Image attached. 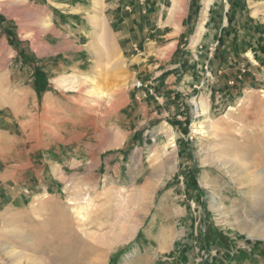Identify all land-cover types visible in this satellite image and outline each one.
<instances>
[{
	"label": "rangeland",
	"instance_id": "rangeland-1",
	"mask_svg": "<svg viewBox=\"0 0 264 264\" xmlns=\"http://www.w3.org/2000/svg\"><path fill=\"white\" fill-rule=\"evenodd\" d=\"M194 1L187 2L184 30L200 12ZM193 31L191 25L181 34L184 44L175 52L172 46L163 49L157 58L163 68L179 57L191 59L194 53L184 58L180 47L183 52L192 48ZM240 49L228 55L237 58L235 64L242 61ZM113 51L107 70L53 78L50 93L37 92L35 105L22 93L15 101L19 107L12 111L22 126L17 134L26 140L18 146L25 145L35 168L44 170L41 182L30 169L25 174L33 186L27 199L10 205L6 198L0 206V264H209L229 252L236 254L224 264H264L262 252L250 246L264 242V236L252 234L264 228V77L243 75V90L228 94L226 107L214 103L211 118L201 119L190 109L186 125L177 124L176 110L168 124L157 115L142 124L132 103V140L117 147L123 139L118 114L128 111L123 107L136 69L133 65L130 74L116 45ZM4 80L0 77V83ZM101 93L108 98H99ZM23 100L30 102L27 109ZM202 122L205 132L199 129ZM158 134V140H149ZM236 160L252 171L245 172L249 180L241 169L240 176H232ZM49 164L55 165L51 173ZM132 217L137 222L129 225ZM10 248L19 255L8 256Z\"/></svg>",
	"mask_w": 264,
	"mask_h": 264
},
{
	"label": "crops",
	"instance_id": "crops-1",
	"mask_svg": "<svg viewBox=\"0 0 264 264\" xmlns=\"http://www.w3.org/2000/svg\"><path fill=\"white\" fill-rule=\"evenodd\" d=\"M174 2H181L185 8L178 28L166 24ZM187 2L0 0V77L5 78L0 83V206L5 205L6 198L10 205H13L11 200L16 198L27 199L33 186L29 175L25 174L30 169L41 182L44 170L42 165L35 168L36 161L31 160L25 145L18 146L26 144L21 133L17 134L22 126L16 111H12L19 107L15 101L20 98V93L26 97L28 95L35 105L37 92L50 93L53 78L87 72L88 69V74H99L101 67L106 70L108 67L105 65L112 62L110 53L114 52L115 45L117 54L131 68L130 74L133 65L136 69L130 77L132 88L129 90L128 106L123 107L128 111L118 114L119 130L125 139H122L119 147L132 140V123L135 122L136 112L141 116L142 124H151L155 115L161 116V122L168 124L170 115H174L176 110L177 124L186 125L190 109L201 119L211 118L214 103L218 105L216 108L226 107L228 94L235 95L240 91V80L245 78L243 75L252 73L257 75V79L264 77V67H259L260 63H264V41L261 42L264 36L261 20L264 17V0H195L194 4L199 5L200 12L193 16V23L185 27L187 31L191 25L194 26L188 43L192 48L183 52L180 47L184 58H188L191 51L194 54L188 61L179 57L174 64L163 68L164 62L157 61V58H162L163 49L172 46L173 53L179 45L184 44L181 34L185 31L183 22L190 7ZM30 8L35 9L34 15L24 14ZM47 24L49 27L42 32ZM232 28L239 31H231ZM164 39L165 46L161 45ZM91 44L95 45V50ZM236 47L241 48L239 58L242 61L238 64L234 63L237 60L235 56L228 58ZM177 54L179 51L174 54L175 58ZM250 56L253 62L249 60ZM139 80L143 85L136 87ZM51 97L49 94L48 98ZM29 103L23 100L25 109ZM132 103L137 106L134 114ZM203 107L207 110L205 114ZM30 118L24 117L25 121ZM135 129H140V126ZM167 133L170 134V131ZM146 138L140 140L139 144L145 142ZM159 138L158 134L149 140ZM12 158L14 160L9 162ZM49 165L50 168L55 166ZM176 237L173 236L172 240ZM250 246L264 255V242L255 240ZM235 254L229 252L224 259L217 256L208 263L224 264Z\"/></svg>",
	"mask_w": 264,
	"mask_h": 264
},
{
	"label": "bare ground",
	"instance_id": "bare-ground-1",
	"mask_svg": "<svg viewBox=\"0 0 264 264\" xmlns=\"http://www.w3.org/2000/svg\"><path fill=\"white\" fill-rule=\"evenodd\" d=\"M13 1V0H12ZM15 1V0H14ZM17 1H19V0H17ZM23 2V1H22ZM26 2V1H25ZM185 8L183 7V4H181L180 2H174L173 4H172V6L170 7V11H169V15L167 16V23L166 24H168V25H172V26H174V27H176V28H178V26H180V21H181V18L183 17V13H184V10ZM18 10V9H17ZM35 10V9H34ZM34 10H32L31 8H30V10L29 11H27V12H25L24 14H26V15H30L31 13H33V15H34ZM24 11H25V9H24ZM23 11V12H24ZM37 11H38V9H37ZM264 12V11H263ZM18 13V12H17ZM24 16V15H23ZM20 17V16H19ZM262 19V18H261ZM263 19H264V17H263ZM25 20V19H24ZM39 20V19H38ZM101 21V20H100ZM103 21V20H102ZM28 22H30V21H28ZM33 22H34V20H33ZM32 23V22H31ZM39 23V22H38ZM46 23V22H45ZM28 24V23H27ZM37 24V23H36ZM42 25V24H41ZM167 25V26H168ZM37 26V25H36ZM43 27H45V28H43V30H42V32L43 31H45V29H47L48 27H49V25L47 24V25H45V26H43ZM41 28V27H40ZM38 29V28H37ZM33 30V29H32ZM30 31V30H29ZM34 31V30H33ZM35 31H36V29H35ZM28 32V31H27ZM30 33V32H29ZM29 33H27L28 35H29ZM31 34V33H30ZM32 35V34H31ZM46 36V35H45ZM38 37V36H37ZM42 37V36H41ZM30 38V37H29ZM35 43H38V42H36V41H34ZM38 45H39V43H38ZM37 46V45H36ZM71 46H73V45H71ZM93 48H94V50H95V45H91ZM67 47H69L68 45H67ZM87 47V46H86ZM85 47V48H86ZM91 47V48H92ZM98 47V46H97ZM100 47V46H99ZM41 48V47H40ZM80 48H82V47H80ZM89 48V47H88ZM101 48V47H100ZM64 49H65V47H64ZM41 50V49H40ZM85 50V49H84ZM88 50V49H87ZM103 50V49H102ZM43 51V50H42ZM48 51V50H47ZM73 51V50H72ZM104 51V50H103ZM102 51V52H103ZM41 52V51H40ZM89 52V51H88ZM43 53V52H42ZM47 53V52H46ZM91 53V52H90ZM38 54H39V52H38ZM100 55H101V53H100ZM106 66V65H105ZM105 66H104V68H105ZM107 68V67H106ZM101 70V69H100ZM105 70V69H104ZM103 70V71H104ZM107 70V69H106ZM98 71H99V69H98ZM105 72V71H104ZM107 73V72H106ZM106 73H104V74H106ZM106 76V75H105ZM72 79V78H71ZM70 79V80H71ZM76 79L75 78H73L71 81V83H75L76 81H75ZM63 82V83H61V84H64V85H69V84H66V80L65 79H61V80H58V82ZM69 81V80H68ZM72 86V85H71ZM70 86V87H71ZM73 87H74V85H73ZM72 87V88H73ZM107 95L108 94H106V93H101L100 95H98L99 96V98H101V99H104V98H106L107 97ZM108 98V97H107ZM100 99V100H101ZM197 101V100H196ZM199 104V103H198ZM4 108V107H3ZM118 108V106L116 107L115 106V109H117ZM200 108V107H199ZM207 110H206V108L205 107H203V113L204 112H206ZM98 112H99V110H98ZM205 114V113H204ZM53 116V115H52ZM51 118V117H50ZM51 119H53V118H51ZM203 124V122L199 125V129H203L204 127H206V126H203L202 125ZM209 125H210V123H209ZM208 127V126H207ZM210 128V127H209ZM207 129V128H206ZM49 131L52 133V131L49 129ZM204 132H205V128H204V130H203ZM122 136V135H121ZM130 137V136H129ZM121 138H123V136L121 137ZM119 139V138H118ZM124 139V138H123ZM125 140V139H124ZM127 140V139H126ZM123 141V140H122ZM119 142H121V141H119ZM121 145V143H119V145H117V147H119ZM235 159V158H234ZM239 159V158H238ZM243 162V164H245V162L244 161H242ZM234 164H235V167L238 169V170H236V173H232V176L233 177H235L236 176V174H238L239 176L241 175V174H239V171H240V169L241 170H243L244 171V173L245 172H247V171H250V169L248 170L245 166H243V164L241 163V162H239V160H236V161H234ZM250 172H252V171H250ZM250 172H248V173H250ZM248 173H245L246 175L244 176L243 175V177L245 178V179H247V178H249V176H251V175H249ZM257 174V176L258 177H260V175H261V172H257L256 173ZM249 175V176H248ZM238 176V177H239ZM254 176V175H253ZM242 177V176H241ZM247 177V178H246ZM252 177V176H251ZM257 178V177H256ZM240 179V178H239ZM241 180V179H240ZM247 180H249V179H247ZM246 182H248V181H246ZM148 184H150V183H148ZM244 184V183H243ZM249 184V183H248ZM147 188H146V191H152L151 190V188L149 187V186H146ZM153 187H154V184H152V189H153ZM246 187V186H245ZM249 190V189H248ZM250 192V191H249ZM248 193V192H247ZM144 201H145V203L147 204V199H144ZM133 217L135 218V214H133ZM132 217V219L128 222L129 223V225H131L133 222H137L134 218ZM87 220V219H86ZM89 220V219H88ZM117 226H119L121 229H123L122 228V222L120 223L119 222V224H117ZM257 230L258 231H253L252 232V234L253 235H255V236H264V228H262L261 226H259L258 228H257ZM261 233H260V232ZM19 232V231H18ZM19 234H21V233H19ZM262 234V235H261ZM17 235V234H16ZM113 239H116L117 237H118V235L117 234H115V233H113V235L111 236ZM260 238V237H259ZM9 247V246H8ZM8 249V248H7ZM6 254H8V256L10 255V257H15V256H17V255H19V253H16L15 252V250L14 249H12V248H10L9 250H6V252H5ZM15 253V254H14ZM2 255V254H1ZM4 255V254H3ZM9 258V257H8ZM11 258V259H12ZM7 261V260H6ZM5 262V261H4ZM16 262V261H15ZM17 264V263H16Z\"/></svg>",
	"mask_w": 264,
	"mask_h": 264
},
{
	"label": "built area",
	"instance_id": "built-area-1",
	"mask_svg": "<svg viewBox=\"0 0 264 264\" xmlns=\"http://www.w3.org/2000/svg\"><path fill=\"white\" fill-rule=\"evenodd\" d=\"M142 85H143V84H142V82H141L140 80L137 81L136 84H135L136 87H141Z\"/></svg>",
	"mask_w": 264,
	"mask_h": 264
}]
</instances>
